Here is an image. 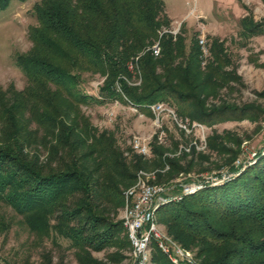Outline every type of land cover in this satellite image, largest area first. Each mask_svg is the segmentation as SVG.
<instances>
[{
    "label": "trees",
    "instance_id": "trees-1",
    "mask_svg": "<svg viewBox=\"0 0 264 264\" xmlns=\"http://www.w3.org/2000/svg\"><path fill=\"white\" fill-rule=\"evenodd\" d=\"M35 8L33 49L18 57L28 85L0 88V201L39 237L68 240L80 264H102L92 250L118 245L121 231L127 236L118 209L146 155L119 146L109 130L99 132L79 105L124 99L151 110L167 103L180 117L210 126L257 119L260 108L210 103L236 79L225 69L232 61L218 39L203 66L199 38L187 50L181 33L160 37L162 25H169L165 0H41ZM134 71L140 84H130ZM87 72L106 75L99 96L81 90ZM150 149L164 154L155 145ZM167 159L172 171L183 170ZM227 168L230 179L159 207L157 220L197 252L175 263L153 241V264H264V153L258 151L252 164L232 160Z\"/></svg>",
    "mask_w": 264,
    "mask_h": 264
},
{
    "label": "rangeland",
    "instance_id": "rangeland-1",
    "mask_svg": "<svg viewBox=\"0 0 264 264\" xmlns=\"http://www.w3.org/2000/svg\"><path fill=\"white\" fill-rule=\"evenodd\" d=\"M40 2L41 0H10L6 6H0V88L6 92L11 89L21 91L28 85L27 77L18 64V57L29 54L33 49L29 31L39 25L35 6ZM165 2L169 11L165 8L164 14L169 19V25H162L160 37L164 32L174 35L181 33L186 38L187 50L193 37L205 39L207 53H204L203 66L211 56L213 41L218 39L232 61L225 69L235 73L236 79L220 90L219 97H211L210 103L255 105L260 108L261 115L257 119H230L210 126L182 118L177 112L174 116L171 111L174 107L167 103H164L166 109L159 115L152 109L138 107L124 99L79 105L78 108L99 132L111 131L118 145L124 149H132L134 154L142 156L132 143L138 138L149 149L155 145L164 153L163 156L154 153L143 156L144 169L136 172L135 182L124 190L125 199L126 192L138 184L139 176L148 184L173 186L171 191L176 192L173 194H180L183 185L207 180L218 175L217 173H224L231 178L234 174L228 172L227 166L232 160L236 164L238 160L254 163L257 155L252 158V154L260 150L264 153V0ZM257 23H261V26H256ZM253 27H257V31L248 30ZM153 43L160 45L159 38ZM130 67L134 70L132 65ZM82 77L81 90L99 96L106 75L87 72ZM140 83L141 78L134 71L130 84ZM166 157L183 170L172 171V165ZM161 160L165 161L162 167L159 165ZM125 210L126 200L124 206L118 209V220L124 219ZM156 226L164 238L178 246L190 260L195 257L197 248H185L173 238L167 225L157 220V217ZM127 236L125 230L121 231L118 233V245L99 251L92 250V256L102 264H133V247ZM0 264L80 262L76 249L68 240L55 241L49 237H39L30 230L21 214L0 201Z\"/></svg>",
    "mask_w": 264,
    "mask_h": 264
},
{
    "label": "built area",
    "instance_id": "built-area-1",
    "mask_svg": "<svg viewBox=\"0 0 264 264\" xmlns=\"http://www.w3.org/2000/svg\"><path fill=\"white\" fill-rule=\"evenodd\" d=\"M200 44L202 45L204 53H207L205 49V39L200 38ZM152 49L155 55H158L161 51L158 43L154 44ZM150 108L159 115L166 109V106L164 103H156L150 105ZM171 111L174 116H176L175 111ZM132 143L133 147L139 153L143 155L150 154L149 147L142 140L135 138ZM256 155L257 152L253 153L252 158ZM240 163L241 162L238 160L237 164ZM249 163L252 162L250 161ZM226 178L229 179L230 177H228V175L226 177L224 173H222V176H212L207 180L183 185V191L180 194H173L171 191L173 186L148 184L140 179L139 176L137 181L138 184L131 187L125 194L126 210L123 219L128 238L133 247V264H151L153 241L157 243L173 262L178 263L180 256L190 260L178 246L166 240L161 231L157 228V211L161 205L170 201L180 200L184 195H189L202 189L207 183L213 185L218 184L220 181L227 180Z\"/></svg>",
    "mask_w": 264,
    "mask_h": 264
},
{
    "label": "crops",
    "instance_id": "crops-1",
    "mask_svg": "<svg viewBox=\"0 0 264 264\" xmlns=\"http://www.w3.org/2000/svg\"><path fill=\"white\" fill-rule=\"evenodd\" d=\"M167 8V10L169 11V8L168 7H166Z\"/></svg>",
    "mask_w": 264,
    "mask_h": 264
}]
</instances>
